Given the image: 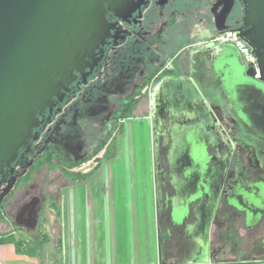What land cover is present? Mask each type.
Returning a JSON list of instances; mask_svg holds the SVG:
<instances>
[{
  "label": "flooded vegetation",
  "instance_id": "1",
  "mask_svg": "<svg viewBox=\"0 0 264 264\" xmlns=\"http://www.w3.org/2000/svg\"><path fill=\"white\" fill-rule=\"evenodd\" d=\"M244 14V0H143L125 19L108 15L91 74L77 75L0 177V222L57 242L59 210L72 203L90 240L148 221L159 264H264V84L217 40L232 31L249 47ZM136 140L152 204L140 185L142 203L128 187L115 205L108 169L135 157Z\"/></svg>",
  "mask_w": 264,
  "mask_h": 264
},
{
  "label": "water",
  "instance_id": "2",
  "mask_svg": "<svg viewBox=\"0 0 264 264\" xmlns=\"http://www.w3.org/2000/svg\"><path fill=\"white\" fill-rule=\"evenodd\" d=\"M142 3L0 0V177L12 168L20 149L36 139L41 118L63 100L77 75L85 81L91 74L97 51L113 27L108 15L125 19ZM244 4L246 31L240 35L257 60L258 82L264 84V0H244ZM242 68L245 78L255 74L252 66ZM12 188L10 183L5 191ZM35 226L32 220L27 227Z\"/></svg>",
  "mask_w": 264,
  "mask_h": 264
},
{
  "label": "crops",
  "instance_id": "3",
  "mask_svg": "<svg viewBox=\"0 0 264 264\" xmlns=\"http://www.w3.org/2000/svg\"><path fill=\"white\" fill-rule=\"evenodd\" d=\"M53 211L54 210H50L51 216H53ZM59 211H61L59 218L61 236L57 242L51 238L41 240L37 236V233L29 234L22 230L9 229L4 222H0V239L10 237L13 238L14 242L20 241L22 244L20 251L16 252L13 242L3 241L1 243V258L4 263L7 264V262L10 261H25L33 262L32 264H40L37 260L39 259L38 257L42 256L47 258L49 247L52 245L64 256V260L61 264H159L158 257L155 253L148 255V247L145 241L146 226H141L140 228L138 226L132 230L130 229V231L125 230L122 232L121 238L115 237L113 233L110 232L107 240L100 238L94 240V243H92L90 238H87L81 232L84 215L80 217V206H78V204L71 203L62 206ZM87 216L88 218L91 216L89 211ZM129 226L131 227V225ZM49 227L50 226L45 225V228ZM125 235H127L126 238ZM138 235H140V237L144 236V242H142V254H140L139 250L133 249L134 242L135 244L139 243ZM83 237H85L86 240H84ZM117 241L121 242L123 246L119 250L116 245ZM31 243L33 244L32 247L30 246ZM125 243H127L126 248L124 246ZM104 247L105 251H103ZM24 250L26 251V254L24 253ZM102 253L104 254V257H100V254ZM118 253H123V261H118V255H120ZM28 255L31 256L32 259L29 260L27 257ZM124 255H126V257ZM148 256H150V259Z\"/></svg>",
  "mask_w": 264,
  "mask_h": 264
},
{
  "label": "rangeland",
  "instance_id": "4",
  "mask_svg": "<svg viewBox=\"0 0 264 264\" xmlns=\"http://www.w3.org/2000/svg\"><path fill=\"white\" fill-rule=\"evenodd\" d=\"M132 130L133 131H136L135 130V126L132 127ZM135 148V151L137 152V154L135 155L134 158H131L130 160H125L124 158L122 159H119V161L111 164V168L108 169L109 173H112V179H111V184H113V190H112V200L111 202L115 203L116 204H119V202H123L125 203L124 201V194L123 192L127 193L126 192V188H131V192H132V195H134V197L132 198V203L135 204L136 203H142V201L140 200V194L138 192V189L140 188V185L142 187V185L147 188V193H146V198L144 197V201L146 202L145 204H148V205H151L152 204V194H151V191L148 189V177H146V172L145 170L149 168V165H150V161L149 159L147 158V150L144 152V154L146 155V158L142 155L140 156L139 154V151L141 150L142 146L139 145V142L136 140L134 141L133 145L131 143V147ZM142 153V152H141ZM119 171H122V173L120 174ZM127 172H129L131 175L130 176H127ZM133 173H135V175H133ZM135 176V177H134ZM121 177V185L122 187L119 189L118 187H115L114 184H119L117 181V179H119ZM124 188V190H123ZM135 189V190H134ZM134 190V191H132ZM114 191V192H113ZM136 193V195L134 194ZM82 194V192H81ZM78 198V197H77ZM69 197H65V204H67L69 201H68ZM82 201L84 202V195L82 194ZM106 199L104 197H102L101 193L98 194L97 196H95V199H94V202L95 204H103V202H105ZM107 202H110V201H107ZM76 203H77V199H76ZM133 205V204H132ZM137 206H140V204H137ZM142 208V206H141ZM140 207H138V213H140V210H141ZM89 214L90 215H94V209L93 208H89ZM116 213H117V209H115ZM86 212V210H84V208H80V211H79V215L81 214H84ZM80 218V217H79ZM85 218V216H84ZM90 221L92 222V220L90 219ZM116 222V221H115ZM87 224V223H86ZM124 224L126 225L125 227V230L127 231V225H128V221L124 222ZM132 225V224H131ZM118 226V223L116 222V225H115V231L118 232L119 229L117 228ZM140 226V224H139ZM147 227L146 228V232H145V241H146V244H147V247H148V255L151 254L154 252L155 253V248L157 247V235H156V230L155 232L153 231L150 223L147 221ZM140 228V227H139ZM88 228L85 226V221L82 220V229H81V232L82 234L85 236V234H87L88 232L91 231L90 230H87ZM93 231V230H92ZM23 234V233H22ZM138 239H139V243L135 244L134 242V247L133 249L134 250H139L140 251V254H142L143 252V244L142 242H144V236L143 237H140V235H138ZM18 237V236H16ZM92 237H93V240L91 239V242L94 243V236L92 234ZM84 240L85 237H83ZM16 240V239H15ZM20 242V241H19ZM99 244V243H98ZM117 249H121L123 246L121 244V242H118L117 241ZM126 245L127 243H125V248H126ZM30 246L32 247L33 244L31 243ZM97 246V245H96ZM8 247V246H7ZM30 247V248H31ZM103 251H105V247L103 248ZM93 252H94V244H93ZM24 253L26 254V251L24 250ZM153 253V254H154ZM94 254V253H93ZM120 254V253H118ZM104 257V254H100V257ZM118 261H123V253H121L120 255H118ZM126 257V255H124ZM30 259L31 256H27ZM39 259L38 262L40 264H61L62 261L64 260V256L62 254H60L58 251H57V248L52 246L49 247V251H48V255H47V258H44V257H38ZM148 258L150 259V256H148ZM105 259V258H104ZM32 264L31 262H23V261H13V262H7V264Z\"/></svg>",
  "mask_w": 264,
  "mask_h": 264
},
{
  "label": "built area",
  "instance_id": "5",
  "mask_svg": "<svg viewBox=\"0 0 264 264\" xmlns=\"http://www.w3.org/2000/svg\"><path fill=\"white\" fill-rule=\"evenodd\" d=\"M218 41H221L222 43H230L232 44L239 52L243 60L251 65L254 68L255 71V78L259 79V70L257 66V60L255 56L252 54V51L249 47H247L238 37L236 32L227 31L225 33H222V35L217 39ZM1 247V243H0ZM0 264H5L4 261L1 258V248H0Z\"/></svg>",
  "mask_w": 264,
  "mask_h": 264
},
{
  "label": "trees",
  "instance_id": "6",
  "mask_svg": "<svg viewBox=\"0 0 264 264\" xmlns=\"http://www.w3.org/2000/svg\"><path fill=\"white\" fill-rule=\"evenodd\" d=\"M3 241H5V242H13L14 243V248H15L16 252H19L20 251V247L22 245L21 242H19V241H15L14 242L13 238H10V237L4 238V239H0V243H2Z\"/></svg>",
  "mask_w": 264,
  "mask_h": 264
}]
</instances>
